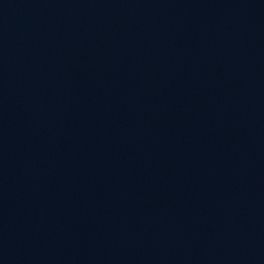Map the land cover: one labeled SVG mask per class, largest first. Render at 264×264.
I'll return each mask as SVG.
<instances>
[{"label":"water","instance_id":"obj_1","mask_svg":"<svg viewBox=\"0 0 264 264\" xmlns=\"http://www.w3.org/2000/svg\"><path fill=\"white\" fill-rule=\"evenodd\" d=\"M0 264H264V0H0Z\"/></svg>","mask_w":264,"mask_h":264}]
</instances>
